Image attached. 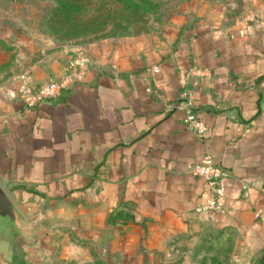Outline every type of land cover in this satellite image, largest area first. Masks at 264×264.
<instances>
[{
  "label": "crops",
  "instance_id": "crops-1",
  "mask_svg": "<svg viewBox=\"0 0 264 264\" xmlns=\"http://www.w3.org/2000/svg\"><path fill=\"white\" fill-rule=\"evenodd\" d=\"M221 18L59 48L0 28V188L20 229L0 237V264H172V240L198 225L264 254V0ZM78 52L71 89L20 102L21 76L55 79ZM206 151L227 172L222 212L195 211L209 188L188 166Z\"/></svg>",
  "mask_w": 264,
  "mask_h": 264
},
{
  "label": "rangeland",
  "instance_id": "rangeland-1",
  "mask_svg": "<svg viewBox=\"0 0 264 264\" xmlns=\"http://www.w3.org/2000/svg\"><path fill=\"white\" fill-rule=\"evenodd\" d=\"M79 1L82 4L79 19L90 28L85 35L67 39L50 32L45 17L53 0H0V28L8 34L26 35L30 41L42 44L52 41L55 48L132 34L151 33L168 39L177 18L190 20L214 14L227 23L233 22L240 18L245 0H152V12L131 17H128L130 9L118 0ZM190 230L172 240V264H257L259 256L242 254L231 234L201 225Z\"/></svg>",
  "mask_w": 264,
  "mask_h": 264
},
{
  "label": "built area",
  "instance_id": "built-area-1",
  "mask_svg": "<svg viewBox=\"0 0 264 264\" xmlns=\"http://www.w3.org/2000/svg\"><path fill=\"white\" fill-rule=\"evenodd\" d=\"M87 61L86 55L78 52L68 61V72L55 79L40 83H32L28 81L27 77L21 76L22 80L16 88L17 98L25 107L31 108L37 106L43 100L57 97L62 92L71 89L74 83L82 78ZM180 97L183 100L178 104L182 103L185 108V126L193 132L195 137H203L206 126L191 110V102L187 92L182 91ZM188 169L194 175L203 178L209 188L208 198L196 206L195 211L213 210L222 212L225 202L224 182L227 172L214 164L208 151L203 154L198 162L189 165Z\"/></svg>",
  "mask_w": 264,
  "mask_h": 264
},
{
  "label": "trees",
  "instance_id": "trees-1",
  "mask_svg": "<svg viewBox=\"0 0 264 264\" xmlns=\"http://www.w3.org/2000/svg\"><path fill=\"white\" fill-rule=\"evenodd\" d=\"M121 5L130 9L131 14L152 12V0H118ZM82 4L79 0H53V6L45 17L47 28L52 34L61 38H75L89 32V26L81 23L79 16ZM116 212L114 216H118ZM257 264H264V254L258 257Z\"/></svg>",
  "mask_w": 264,
  "mask_h": 264
},
{
  "label": "water",
  "instance_id": "water-1",
  "mask_svg": "<svg viewBox=\"0 0 264 264\" xmlns=\"http://www.w3.org/2000/svg\"><path fill=\"white\" fill-rule=\"evenodd\" d=\"M18 225V214L5 192L0 188V237L5 236L13 241L19 239Z\"/></svg>",
  "mask_w": 264,
  "mask_h": 264
}]
</instances>
